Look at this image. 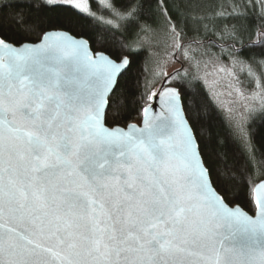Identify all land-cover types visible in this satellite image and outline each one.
Here are the masks:
<instances>
[{"label": "snow or ice", "instance_id": "6c2138e0", "mask_svg": "<svg viewBox=\"0 0 264 264\" xmlns=\"http://www.w3.org/2000/svg\"><path fill=\"white\" fill-rule=\"evenodd\" d=\"M58 3L4 0L11 12L0 15V264H264V157L254 144L243 157L205 153L204 129L185 113H211L181 63L183 56L191 66L212 45L218 59L264 69V26L245 40L243 25L231 23L256 0H240L213 21L219 42L206 43L198 39L206 17H174L168 0H121L127 36L111 56L101 50L95 58L87 40L51 34L61 21ZM154 6L181 67L163 75L158 91L140 90L134 69L146 48L134 47L133 38L155 35ZM31 36L41 44L11 43ZM122 80L126 104L146 117L162 109L142 128L104 126L126 121ZM237 82L242 89L249 83L238 75ZM254 132L232 124L233 138L245 145ZM245 195L255 216L237 203Z\"/></svg>", "mask_w": 264, "mask_h": 264}, {"label": "trees", "instance_id": "16d2710c", "mask_svg": "<svg viewBox=\"0 0 264 264\" xmlns=\"http://www.w3.org/2000/svg\"><path fill=\"white\" fill-rule=\"evenodd\" d=\"M226 0H168V12L174 17H180L185 12H190L194 16L201 18H207V21H211L207 24V29L202 31L198 37L199 40L205 43L208 40H215L219 42V36L216 33L215 27H213V21H217L221 15H227L228 12L234 9L230 8ZM114 8H118L121 0H111ZM244 2H246L244 0ZM262 2L256 0L257 7H248L246 10V16L242 21H231V23H238L243 25L244 39L247 40L249 36L256 38L259 35L258 29L264 26V8L259 5ZM4 0H0V15H8L11 9L4 7ZM60 10L58 16L61 18L60 24L54 27L51 31H66L77 38H85L89 41L92 50L96 53L97 51L103 50L105 54L111 56V49L115 44L123 43L121 35L127 36V33H122V29H114L108 25H105L97 21L92 16L84 14L79 10L67 6V5H56ZM150 14L149 22L151 25H155L157 22L163 21L161 16L154 10ZM164 22V21H163ZM107 38V42L105 40ZM190 38V37H189ZM41 39L37 36H31L27 39H20L19 37L14 38L11 43L15 46H20L25 43H38ZM96 41L105 43L104 49H99ZM209 47L217 55H219L218 49L209 45ZM225 60H227L225 58ZM149 55L146 50L143 52L137 61V66L134 69L135 74L139 77L140 84L138 87L143 90V87H147V75L146 66L148 65ZM199 87L203 93V96L207 100V105L211 113V119H201L198 113H187L186 117L189 120L190 125H196L204 129L203 132V148L206 154L213 152H219L221 155L227 154L228 158L231 159L234 156L243 157L244 151L251 152V145L254 144L255 148L258 149V155L264 157V115L260 113L256 114L255 118H252L248 123L249 129H254V135H249L248 147L244 146L243 143L233 138L232 129L227 123L226 119L222 115L221 111L214 104L210 95L206 91L204 85L199 80ZM125 82L121 81V88L117 95L119 97V103L122 111H126V121L120 120L113 122L112 120L106 121L109 127L121 126L127 127L128 124L141 123L143 112L139 106L128 105L125 103V97L127 95V89L124 86ZM138 98V97H137ZM115 99V97L113 98ZM210 132V136H209ZM215 159V157H212ZM253 166H256V161L253 160ZM238 205L250 214L255 213V205L253 199L244 196L243 199L239 200ZM231 206V205H230Z\"/></svg>", "mask_w": 264, "mask_h": 264}, {"label": "rangeland", "instance_id": "374dc122", "mask_svg": "<svg viewBox=\"0 0 264 264\" xmlns=\"http://www.w3.org/2000/svg\"><path fill=\"white\" fill-rule=\"evenodd\" d=\"M245 1V3L248 2V0ZM260 1L264 2V0ZM224 2L235 10L240 0H226ZM58 4L71 6L114 29L120 30L124 23L117 9L113 7L111 0H59ZM77 4L80 7H76ZM210 23L211 21H208V24ZM151 26L155 30V35L151 31L141 32L139 37L133 38L134 47L143 45L148 51L146 85L150 90L158 91L159 82L163 75L173 73L183 63L184 67L189 68L197 80L202 82L231 129L234 121L248 126L252 117L264 110V78L260 74L264 69L249 71L247 68H242L228 60L218 59L219 55L212 51L209 45L199 50V54L191 61V66L183 56L181 63H176L172 58L173 41L166 35L164 22H157ZM189 54L185 53V55ZM237 75L240 80L249 81L246 88L240 87L237 82ZM247 139L249 141L248 137ZM243 145L248 147L244 143Z\"/></svg>", "mask_w": 264, "mask_h": 264}, {"label": "water", "instance_id": "95a60500", "mask_svg": "<svg viewBox=\"0 0 264 264\" xmlns=\"http://www.w3.org/2000/svg\"><path fill=\"white\" fill-rule=\"evenodd\" d=\"M63 33H67V34L69 35V37H71V38H77V37L71 35L70 33L66 32V31H61V30L51 31V34H52L53 36L58 35V34H63ZM77 39H84V40H86L85 38H77ZM87 41H88V40H87ZM88 43H89V41H88ZM25 44L29 45L30 47H31V46H37V45H40V44H41V40H40L38 43H25ZM13 45H14V44H13ZM89 45H90V43H89ZM14 46H15V45H14ZM21 46H22V45H20V46H15V47H16V48H20ZM90 50L92 51V53H93V55H94V58H95V54H96V53L92 50L91 45H90ZM106 55H107V54H106ZM160 111H162V109H160V108H157L155 113L152 112V111H150V112L147 114V117H146V116L144 115V113H143L141 123H140V124H138V123H133V124H135L138 128H142V127L144 126V122H145L146 119H147V120L152 119V118L154 117V115L158 114ZM185 116H186V113H185ZM82 118H83V114H82ZM186 118H187V117H186ZM104 126L107 127V128H109V129H112V128H115V127H116V126H115V127H109V126L106 124V122L104 123ZM119 127H121V126H119ZM121 128H124L125 131L128 130L127 127H121ZM253 202H254L255 209H256L254 214H250V213H248L247 211H245L242 207H240V206H239V207H240L243 211H245L246 213H248L249 215H253V216H255L256 211H257V208H256V204H255L254 199H253ZM21 230H22V227H21ZM219 231H221V232H226L227 229H226V228H221V229H219ZM56 264H59V261H56Z\"/></svg>", "mask_w": 264, "mask_h": 264}]
</instances>
